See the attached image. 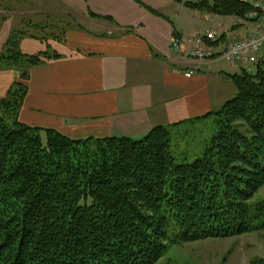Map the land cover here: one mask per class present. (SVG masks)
<instances>
[{
  "label": "trees",
  "instance_id": "1",
  "mask_svg": "<svg viewBox=\"0 0 264 264\" xmlns=\"http://www.w3.org/2000/svg\"><path fill=\"white\" fill-rule=\"evenodd\" d=\"M172 1L220 16L260 12L242 0ZM24 36L12 32L0 54V70H26L0 99V264H155L172 244L264 232V201L253 202L264 186V68L232 78L237 96L215 114L203 156L178 162L180 124L135 140L22 123L30 69L61 57L24 54Z\"/></svg>",
  "mask_w": 264,
  "mask_h": 264
},
{
  "label": "crops",
  "instance_id": "2",
  "mask_svg": "<svg viewBox=\"0 0 264 264\" xmlns=\"http://www.w3.org/2000/svg\"><path fill=\"white\" fill-rule=\"evenodd\" d=\"M138 1L157 10L173 6L167 0ZM39 11L64 12L77 21L61 42L22 39L26 55L45 53L50 46L61 56L30 69L22 123L71 139L141 140L155 127L174 126L211 112L215 94L209 84L211 69L222 62L209 66L205 62L196 76L186 78L193 62L172 53L171 39L174 31L185 37L198 34H191L189 25L178 24L172 12H160V17L136 0H57L55 6ZM15 13L1 21L0 52L13 31ZM18 77L15 68L0 71V99Z\"/></svg>",
  "mask_w": 264,
  "mask_h": 264
},
{
  "label": "rangeland",
  "instance_id": "3",
  "mask_svg": "<svg viewBox=\"0 0 264 264\" xmlns=\"http://www.w3.org/2000/svg\"><path fill=\"white\" fill-rule=\"evenodd\" d=\"M167 1L173 3L171 8L153 10L162 14L172 12L178 24L189 25L191 34H198L196 37H185L177 31H174L176 34L173 33L170 43L172 53L181 59L193 62L184 76L193 69L196 71L194 75L196 76L205 62L208 66L211 62H222L212 66L211 69L212 78L209 84L215 93L211 112L183 122L176 129L175 139L178 146L175 148V158L178 162L187 159L191 163L202 157L206 151L209 139L216 129L215 114L237 96L232 78L246 74L255 77L258 68H264L263 45L254 56L256 62L250 65L242 62L232 64L224 59L221 53L232 42L264 39V0H242L260 10L247 14L245 18L207 14L172 0ZM188 1L195 3L199 0ZM56 3L57 0H0V25L1 21L7 18L6 16L11 15V11H15L16 15L14 14L11 20L14 23L12 32L17 31L25 36L38 37L48 42H61L65 39L67 29L74 28L77 20L64 12L53 14L39 11L42 8L55 6ZM30 8L36 12L34 15H28L32 11ZM208 32L214 35V39L204 38ZM183 39L186 41L183 42ZM199 39H203V43L199 44ZM228 41L232 42L227 44ZM194 47L204 53L212 51L213 54L206 58H189L187 51ZM48 52L53 53L50 46ZM2 70L4 69L0 71ZM15 71L19 73L16 82H22L25 67H17ZM220 71L222 72L218 74L217 72ZM253 197V202L264 201V186ZM255 259H264V232H252L227 239H205L172 244L155 264H251Z\"/></svg>",
  "mask_w": 264,
  "mask_h": 264
},
{
  "label": "built area",
  "instance_id": "4",
  "mask_svg": "<svg viewBox=\"0 0 264 264\" xmlns=\"http://www.w3.org/2000/svg\"><path fill=\"white\" fill-rule=\"evenodd\" d=\"M206 39H214V35L212 33H207L204 37ZM186 40L183 39V42ZM199 44L203 43V39H199ZM264 46V39H253V40H242L238 42H232L226 49L221 51L224 59L229 60L232 64L233 63H245V64H253L256 62V59L254 56H256V52L259 50L261 46ZM212 51L210 52H202L196 49L195 47L192 49H189L187 51V56L189 58H206L212 56ZM235 65V64H234ZM196 71L193 69L190 72H188L185 76L187 78H191L195 75Z\"/></svg>",
  "mask_w": 264,
  "mask_h": 264
}]
</instances>
